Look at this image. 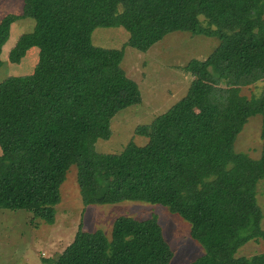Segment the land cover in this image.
<instances>
[{"label":"trees","instance_id":"1","mask_svg":"<svg viewBox=\"0 0 264 264\" xmlns=\"http://www.w3.org/2000/svg\"><path fill=\"white\" fill-rule=\"evenodd\" d=\"M264 0H23L0 20L2 46L10 25L32 17L8 53L19 63L33 46L29 74L0 81V209L27 210L52 223L60 185L72 165L84 205L141 201L165 206L190 224L203 253L189 264H264V252L236 256L248 240H262L256 187L264 178ZM124 28L119 48L92 44L96 27ZM173 31L216 37L205 59H193L186 94L147 124L146 137L119 153L98 152L121 109L141 103L137 83L121 61L126 46L147 51ZM261 115L257 159L235 152L237 135ZM174 249L156 215L117 216L108 237L79 226L73 239L44 264H171Z\"/></svg>","mask_w":264,"mask_h":264},{"label":"rangeland","instance_id":"2","mask_svg":"<svg viewBox=\"0 0 264 264\" xmlns=\"http://www.w3.org/2000/svg\"><path fill=\"white\" fill-rule=\"evenodd\" d=\"M261 5L262 0H257ZM23 0H0V20L7 14L19 13ZM35 20L22 17L10 25L8 38L2 46L0 81L10 74L24 75L33 71L38 48L31 47L19 63H11L8 53L18 37L33 30ZM259 27L264 29V12L259 15ZM121 26L96 27L91 33L94 45L119 48L128 39ZM219 44L216 37L173 31L153 44L147 51L126 46L121 67L140 90L142 101L119 110L111 119V135L100 138L98 152L119 153L129 141L138 145L146 137L136 134V128L150 123L156 115L167 110L187 92L193 76L186 66L193 59H205ZM264 81L243 87L242 93L258 94ZM261 115L248 118L234 142L235 152L257 159L262 151L260 138ZM256 199L262 210L264 229V178L256 187ZM52 223L36 219L27 210L0 209V264H44L43 257H54L70 243L79 226L86 231L101 229L108 237L114 219L120 215L143 219L156 215L165 238L174 249L171 264H189L203 253L202 246L190 237V224L176 213L159 204L141 201H121L110 204L84 205L76 182V167L72 165L60 185L59 202L55 205ZM264 252L262 240H248L240 246L236 256H252Z\"/></svg>","mask_w":264,"mask_h":264}]
</instances>
